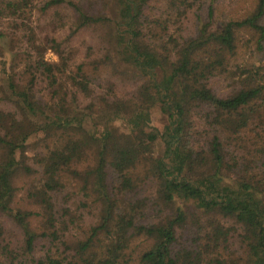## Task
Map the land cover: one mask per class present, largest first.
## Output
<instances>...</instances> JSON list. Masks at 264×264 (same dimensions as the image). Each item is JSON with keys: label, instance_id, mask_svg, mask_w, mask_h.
<instances>
[{"label": "trees", "instance_id": "1", "mask_svg": "<svg viewBox=\"0 0 264 264\" xmlns=\"http://www.w3.org/2000/svg\"><path fill=\"white\" fill-rule=\"evenodd\" d=\"M0 264H264V0H0Z\"/></svg>", "mask_w": 264, "mask_h": 264}, {"label": "rangeland", "instance_id": "2", "mask_svg": "<svg viewBox=\"0 0 264 264\" xmlns=\"http://www.w3.org/2000/svg\"><path fill=\"white\" fill-rule=\"evenodd\" d=\"M42 36V35H41ZM45 54H46V58L50 61H54V60H57L58 57L57 55L52 51V50H44ZM152 126L154 129L158 130V131H161L164 126L167 124V121H166V116L161 112V110L159 108H155L153 110V113H152ZM38 135L36 136H33L31 138V141H35L38 139ZM162 148V147H161Z\"/></svg>", "mask_w": 264, "mask_h": 264}]
</instances>
